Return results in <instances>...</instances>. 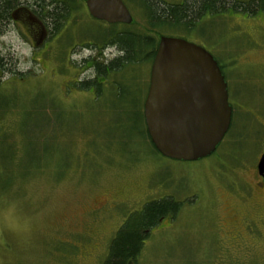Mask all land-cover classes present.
<instances>
[{
	"label": "rangeland",
	"instance_id": "obj_1",
	"mask_svg": "<svg viewBox=\"0 0 264 264\" xmlns=\"http://www.w3.org/2000/svg\"><path fill=\"white\" fill-rule=\"evenodd\" d=\"M122 1L133 26L145 25L138 0ZM250 1L229 0L226 12L207 15L192 31L174 28L164 33L207 50L223 68L231 105L238 104L217 151L191 163L156 154L142 137L140 114L150 64L137 68L132 77L131 71L122 75L134 81V90L125 95L121 110L118 104L103 102L94 114H86L84 104L91 93L78 84L93 73L85 59L97 57L95 48L103 47H95L101 42L95 39L137 28L96 21L83 4L71 15L69 28L50 40L32 14L13 15L0 33V63L5 65L0 66V113L7 111L5 106H16L0 119V143L7 134L16 150L14 162L13 149L0 144V264H102L122 216L165 196L179 201L181 212L151 234L137 264H264V179L257 169L264 153V10L252 15L231 7L232 2L249 7ZM68 36L71 45L64 58L62 45ZM116 56L110 47L100 58ZM22 74L33 77L22 81ZM74 108L83 115L82 126ZM57 112L63 114L61 124L40 140L47 117ZM121 121L127 123L120 131ZM64 128L70 135L63 142L51 140ZM83 132L106 148L114 144L112 152L118 156L96 158L87 148L91 137ZM70 145L83 160L91 152L95 164L85 160L80 167L74 165Z\"/></svg>",
	"mask_w": 264,
	"mask_h": 264
},
{
	"label": "trees",
	"instance_id": "obj_2",
	"mask_svg": "<svg viewBox=\"0 0 264 264\" xmlns=\"http://www.w3.org/2000/svg\"><path fill=\"white\" fill-rule=\"evenodd\" d=\"M162 1L163 0L137 1L146 13L145 25L133 26L136 25V23L134 21L132 23V29L133 27L137 28L138 32L123 29L122 31H112L107 37L95 39V41H101L95 42V47H98L99 43L103 44L102 48H95L98 51L100 50L99 58L102 57L104 50L110 47L116 50L118 56L113 59H107L104 57L93 62H87V64H91L87 68H91L90 70L93 72L92 76H89L78 84L80 90L91 93V98L84 104V107L87 106L85 108L87 111L86 114L88 112L91 115L94 114L96 111L94 108L103 102L108 105L118 104L117 108L121 110L120 103L123 102L125 95L132 93L134 90V81L129 79V77L123 78L122 75H125L126 77V72L131 71L132 77L135 74V70L140 66L146 63L152 66L160 39L164 36L165 31L172 30L174 28L192 31L195 26L199 22L203 21L207 15L215 16L226 12L230 3L229 0H182L176 4H169ZM85 2L86 0H34L33 2H27L25 0H0V33H2V29L5 26H8L11 23L13 15H15L20 8L24 7L29 9L33 16L42 22V26L47 32L48 39L52 40L56 35L60 34V32L63 33L66 28H69L67 23L70 20L71 15L80 11L81 6H83V4L85 5ZM231 7L242 9L245 13L247 12L255 15V12L259 8L264 10V0H252L249 2V7H245L241 3L238 4L237 2H232ZM112 26L114 25H110V27ZM70 45V37L68 36L66 43L62 45L63 53H61V55L64 58H67V50ZM0 66H2V68L5 67L3 63H0ZM221 70H223L222 67ZM32 77L33 75L30 74H22L20 79L24 81L25 79ZM11 80L17 79L12 78ZM1 84L4 83L0 81V85ZM147 91L144 95L145 97H142L143 104ZM56 100L59 103V99L56 98ZM60 101L63 103L61 99ZM128 105L130 106L129 103ZM88 107H92L93 109L88 110ZM4 110H7L5 112L7 113L9 110H16V106H5ZM46 110L51 112L54 109L47 108ZM72 110H74V114H79L80 118L78 122L81 125V117H83V115L79 113L77 108ZM5 113H0V119L4 117L3 115ZM62 115L63 114L57 112V116L49 115V117H47L48 120L45 121V124L43 125L44 128L40 130V140H42V138L47 140L48 131L52 132L54 125L58 126L61 124L62 121L60 119ZM124 116L125 115L122 116V120ZM140 119L142 124L141 134H143V139L148 140L155 153L160 155L151 143L144 120V113L142 112L140 114ZM124 123L127 122L121 121L118 123L117 127L120 128V131L123 129V125H125ZM43 131L44 134L42 135ZM82 131L83 129L76 131L73 136ZM12 133L13 132L10 131L8 134L11 135ZM68 134L69 132H67V128H64L60 132V136L54 138L51 137V140L61 139L54 141L58 144L61 141L63 142L66 136L68 137L70 135ZM85 135L91 137L89 139V144H87V148L88 150H93L96 158L106 160L112 159L114 155L118 156L112 152L114 144L109 145L106 148L97 142L94 135ZM72 140L75 141L74 137ZM1 141L2 142L0 144L2 148L5 146L10 149L11 152L13 149L14 153L11 154V160L15 162L16 150L14 143L8 141L7 134L2 135ZM121 141L125 145H128L129 140L126 138H122ZM62 144L63 143H60L58 146H62ZM71 148L72 147L70 145V151L76 161L74 165L80 167L84 165L83 163H85V160L86 162H91L93 160V158L90 157V155H92L91 152H86L85 160H83L81 157H76V154L73 153ZM125 149L126 147L123 150ZM129 154L130 156H133L131 153ZM92 162L95 164L94 161ZM67 166L70 168L72 163L70 165L69 162ZM68 170L65 172L67 173ZM64 176L58 180L62 181ZM181 208L182 204L179 203V201L174 199L172 196H165L152 201H146V203L139 210L127 212L125 216H122L123 221L121 226L111 238L108 253L106 254L102 264H137L139 258L143 254L147 240L151 237V234L158 230L161 223L169 217H171V220H175L181 212Z\"/></svg>",
	"mask_w": 264,
	"mask_h": 264
},
{
	"label": "water",
	"instance_id": "obj_3",
	"mask_svg": "<svg viewBox=\"0 0 264 264\" xmlns=\"http://www.w3.org/2000/svg\"><path fill=\"white\" fill-rule=\"evenodd\" d=\"M86 8L90 17L108 25L134 21L122 0H86ZM143 108L152 145L172 161L211 157L231 127L228 84L218 62L183 39L161 37ZM257 169L264 179V153Z\"/></svg>",
	"mask_w": 264,
	"mask_h": 264
},
{
	"label": "flooded vegetation",
	"instance_id": "obj_4",
	"mask_svg": "<svg viewBox=\"0 0 264 264\" xmlns=\"http://www.w3.org/2000/svg\"><path fill=\"white\" fill-rule=\"evenodd\" d=\"M85 6H86V2H85ZM18 11H23L24 13L25 12H27L28 14H32L31 12H30V10L29 9H27V8H20ZM33 15V14H32ZM35 17V16H34ZM40 21V20H39ZM37 21L36 20V23L38 24V25H40V28L42 29L43 27H42V22L40 21ZM43 30V29H42ZM100 51V50H99ZM103 54H104V52H103ZM99 56H100V52H98V56L97 57H95V58H89V59H85V61L86 62H89V61H91V62H93V61H96V60H99L100 58H99ZM229 90V89H228ZM229 99H230V97H229ZM229 103H230V105H231V102L229 101ZM236 105H238V104H236V102H234V105L232 106L231 105V107H232V121H231V127H232V122H233V119L234 118H236V116H237V113L235 112V107H236ZM248 111H249V109H247ZM231 127H230V130H231ZM230 130H229V132H230ZM228 132V133H229ZM227 136V135H226Z\"/></svg>",
	"mask_w": 264,
	"mask_h": 264
}]
</instances>
